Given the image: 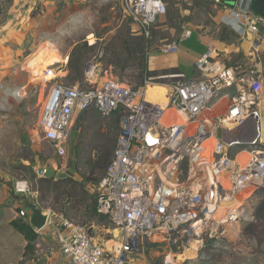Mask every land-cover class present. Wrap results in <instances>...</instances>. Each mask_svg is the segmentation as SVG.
<instances>
[{
	"label": "built area",
	"instance_id": "obj_1",
	"mask_svg": "<svg viewBox=\"0 0 264 264\" xmlns=\"http://www.w3.org/2000/svg\"><path fill=\"white\" fill-rule=\"evenodd\" d=\"M203 1L220 10L223 25L242 40L253 36L255 60L245 68L209 47L195 62L196 75L172 81L145 77L136 86L115 78L98 82L99 54L84 71L90 87L55 82L49 88L40 125L60 156L66 154L68 128L78 112L121 114V134L96 200L97 212L122 232V247L108 251L90 235V226L49 210L47 225L69 264H124L125 252L141 238L170 250L164 264H183L177 255L194 250L196 256L186 261L205 259L203 249L227 251L241 235L246 208L264 188V16L253 11L254 0ZM122 6L147 37L168 8L165 0H122ZM192 34L187 30L185 39ZM181 40L164 51L177 50ZM154 85L164 89L163 98L151 94ZM221 95L230 97L228 106L207 116ZM219 130L226 139L218 137ZM236 146L242 149L233 152ZM16 189L30 192L26 182Z\"/></svg>",
	"mask_w": 264,
	"mask_h": 264
},
{
	"label": "rangeland",
	"instance_id": "obj_2",
	"mask_svg": "<svg viewBox=\"0 0 264 264\" xmlns=\"http://www.w3.org/2000/svg\"><path fill=\"white\" fill-rule=\"evenodd\" d=\"M165 1L167 13L154 24L150 37L142 35L137 22L124 12L122 0H13L8 4L0 17V264H41L58 250L51 223L40 232L34 229L38 235L33 240L21 232V224H30L31 211L15 197L18 195H26L25 199L36 202L46 212H63L79 224L89 220L94 239L108 251L122 247V232L108 218L92 216L86 208L96 206L97 187L107 169H100L94 162L108 151L114 155L122 130L121 114L104 115L95 109L78 112L68 128L66 154L60 156L41 128L42 103L55 82L82 89L90 87L84 71L95 55L101 54L98 82L115 78L139 86L148 74V68H144L147 61L153 65L156 60L161 63L186 50L190 56L197 53L200 49L195 46L196 36L208 45L219 43L220 31L225 27L220 10L203 0ZM189 29L193 34L181 42L179 51L160 52L185 40ZM144 39L143 55L139 48ZM237 46L231 44L222 52L228 61L235 58ZM241 46L247 54L237 64L245 68L255 56L248 43ZM263 53L260 61L264 65ZM75 66L80 67L82 74L77 73ZM185 77L179 70L171 69L157 78L172 81ZM217 107L206 115L224 112ZM261 107L264 115V106ZM260 126L263 138L264 117ZM240 149L236 146L233 152ZM47 167L56 171L57 180H78L84 186V191L76 188L81 196L66 202L64 189L57 191L53 186L39 190L38 179L45 176ZM19 182H26L30 192H17ZM259 199L260 196L247 206L239 224L241 235L232 241L229 250L214 251L208 246L202 250L205 259L197 257L181 263L264 264V226L258 227L263 242L251 241L243 234ZM169 251L141 238L125 252L124 264H164Z\"/></svg>",
	"mask_w": 264,
	"mask_h": 264
},
{
	"label": "trees",
	"instance_id": "obj_3",
	"mask_svg": "<svg viewBox=\"0 0 264 264\" xmlns=\"http://www.w3.org/2000/svg\"><path fill=\"white\" fill-rule=\"evenodd\" d=\"M11 1H13V0H0V17L3 15L8 4ZM142 35H144L143 32H142ZM140 39H142V38H140ZM240 39H241L240 34H238L236 31H234L232 29H229L226 26L223 27L220 31V37H219L220 42H224V43H227L229 45H231V44L240 45L241 44ZM145 44H146V39H144L143 43H140V48H139V52L143 55L145 53ZM244 55H245L244 52H239L237 55L235 54V58L231 60L232 62L230 61V64L235 65V66L239 65L237 63H238V61H242L244 59ZM263 57H264V53H263ZM263 61H264V59H263ZM75 68H76L77 73L82 74L79 66H75ZM144 68H145V70L148 68V74L145 77L155 79V80H161L160 78H157L158 75H160L161 73L168 74V71H169V70H163L162 72H159L157 70L150 71V69L148 67V61L145 64ZM176 70L177 69H173V71H176ZM157 72H158V74H156ZM144 79L142 80V82L144 81ZM161 81H165V80H161ZM112 156H111L110 151L106 152L105 154L98 156L94 162L95 166H98L102 170H106L107 167L109 166L111 160H112ZM78 183H79L78 180H75V179L70 178V177H65L61 180H57L55 177L42 176L41 178L38 179V185L40 188V189L39 188L38 189L39 190H42L44 188L49 189L48 187H53V186L56 187L57 191H60V189H64L63 190V194H64L63 196L67 202L72 197L77 198L78 196H81L80 192L77 193L78 190L76 188H82V190H83L84 186H81L80 183L79 184ZM72 189H73V191H71ZM60 194H62V193L60 192ZM22 196L23 197H20L18 195L15 197L22 201L25 199L26 195H22ZM59 197H60V195H59ZM86 208H88V211L90 212V214L92 216L97 215V214L100 216H103L97 212V200H96V206H95V204H92L90 206H87ZM88 224H90L89 220L83 222L82 225L90 226ZM261 225L264 226V188L260 192V199H259L257 205L255 206L252 221L249 222L244 227V233H243L244 237L247 236V238L250 239L251 241L257 240L259 242H263L261 235L258 234V227ZM20 230L26 236V238L28 237V239H30V240L35 239L38 235V233L34 230V228L31 226V224H28V223L23 224V225L21 224ZM251 237L254 239H252Z\"/></svg>",
	"mask_w": 264,
	"mask_h": 264
},
{
	"label": "crops",
	"instance_id": "obj_4",
	"mask_svg": "<svg viewBox=\"0 0 264 264\" xmlns=\"http://www.w3.org/2000/svg\"><path fill=\"white\" fill-rule=\"evenodd\" d=\"M252 37H251V35H249L246 39H244V42L248 43L251 46V44L253 43L252 42V40H253ZM182 41H183V43H185L186 42V39L185 40L182 39L179 42V46H178V50L177 51L180 50V44H181ZM243 43H241V45ZM232 45L235 46V44H232ZM241 45H238V46L236 45L238 47V49H237L238 51H236V52H238V53L239 52H244L245 54H247V52L244 50V47H243L244 45L243 46H241ZM191 46H193V45H191ZM195 46H196V48L198 47L200 49V51H197V53L194 52V54L191 55V56L189 55L190 54L189 51L186 50L184 52V49H186V46L183 45V52H184L183 54L182 53L176 54L170 60L162 59V62L161 63H159V61L156 60V61H154L153 65H151V64L148 63V67H149L150 70H156L157 69L156 67H159L160 69L163 68V70L177 69L180 72H182L183 74H185L187 76V78H189V77H192V76H194L196 74L195 67H194L195 66V62L203 54H205L208 51L209 47H214L215 46L216 49H219L220 48L219 50H223L224 51L225 48H227V47H229L231 45H229L227 43H224V42H220V41H219V43L218 42H215V43H211V44L208 45V44H205V43L200 42L198 36H196ZM262 46L264 48V43L262 44ZM187 48H189V47H187ZM190 48H192V47H190ZM251 51H252V48H250V52ZM160 52H162V53H172V51H168L167 52V51H164V50L163 51H160ZM238 53H235L234 52L233 54L235 55V54H238ZM262 63L263 62L260 63V67H261L262 72L264 74V67H263V64ZM229 102H230V97L224 95L221 99H217V101H213V105H212V106H214L213 107V110H215V108L217 106H220L221 109H222V111H224L225 108H226V106H228V103ZM260 106H264V94H263V100H262V103H261ZM41 113H42V111H41ZM262 115H263V109H262ZM263 117H264V115L262 116V118ZM262 139L264 141V137ZM51 144H52V142H51ZM55 173H56V171H55ZM53 233H54V236H55V239H56V243L58 245V250L53 251L52 252V256L49 257L48 260L46 259V261L43 262V263H41V264H69L68 261L66 260V258H64V256L62 255V253L60 251L59 244H58V241H57V236H56V233H55L54 230H53ZM157 245H159V244H157ZM159 246L160 247H166V246H162V245H159ZM167 250H168V248H167Z\"/></svg>",
	"mask_w": 264,
	"mask_h": 264
},
{
	"label": "water",
	"instance_id": "obj_5",
	"mask_svg": "<svg viewBox=\"0 0 264 264\" xmlns=\"http://www.w3.org/2000/svg\"><path fill=\"white\" fill-rule=\"evenodd\" d=\"M252 9L256 14L264 16V0H254ZM218 137L219 138H225V134L223 130H219L218 132ZM252 138L248 139L247 141L252 140ZM54 145L55 142H52ZM55 176V170H53L51 167H47L45 170V177H54ZM23 204L25 207L30 209L31 214H30V224L31 226L37 231H41L47 226L48 219H49V213L43 210L36 202L30 200L29 198L24 199ZM89 233L91 236H94L95 231L91 227L89 229Z\"/></svg>",
	"mask_w": 264,
	"mask_h": 264
},
{
	"label": "bare ground",
	"instance_id": "obj_6",
	"mask_svg": "<svg viewBox=\"0 0 264 264\" xmlns=\"http://www.w3.org/2000/svg\"><path fill=\"white\" fill-rule=\"evenodd\" d=\"M150 89H151L150 92H151L152 95H154V96H159V95L161 96L162 95V98H163L164 89L161 86L154 85ZM195 256H196V251H194V250L187 251L184 254L177 255V261L181 263V261H183V260L185 261L186 259L193 258Z\"/></svg>",
	"mask_w": 264,
	"mask_h": 264
}]
</instances>
